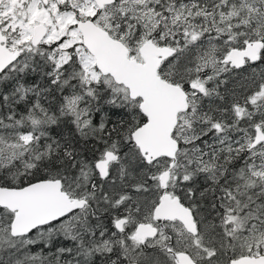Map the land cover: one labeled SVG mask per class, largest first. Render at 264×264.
<instances>
[{
  "label": "snow or ice",
  "instance_id": "snow-or-ice-1",
  "mask_svg": "<svg viewBox=\"0 0 264 264\" xmlns=\"http://www.w3.org/2000/svg\"><path fill=\"white\" fill-rule=\"evenodd\" d=\"M0 264H264V0H0Z\"/></svg>",
  "mask_w": 264,
  "mask_h": 264
},
{
  "label": "trees",
  "instance_id": "trees-1",
  "mask_svg": "<svg viewBox=\"0 0 264 264\" xmlns=\"http://www.w3.org/2000/svg\"><path fill=\"white\" fill-rule=\"evenodd\" d=\"M65 133L69 134L67 129L65 130ZM72 134H74V133H72ZM85 154L87 155V152ZM33 251L34 252H43V253L47 254L50 251V249L47 245L37 244L36 246H34Z\"/></svg>",
  "mask_w": 264,
  "mask_h": 264
}]
</instances>
